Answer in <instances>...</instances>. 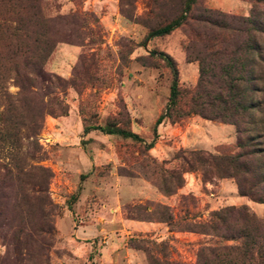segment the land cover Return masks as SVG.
<instances>
[{
	"label": "rangeland",
	"instance_id": "1",
	"mask_svg": "<svg viewBox=\"0 0 264 264\" xmlns=\"http://www.w3.org/2000/svg\"><path fill=\"white\" fill-rule=\"evenodd\" d=\"M45 3L50 16L63 18L59 26L73 16V28L65 26L63 36L69 40L58 44L46 66L68 83L58 90L68 113L60 118L46 116L37 137L42 151L36 164L53 174L47 192L53 232L46 236L50 245L45 263L148 264L146 253L131 246L136 240V245L149 247L163 263L196 264L201 247L240 243L186 231L193 224L210 222L213 212L247 207L264 225V203L242 197L233 178L205 181L200 172H187L177 189L169 179L171 173L179 172L178 153H216L220 147L239 152L241 137L235 126L200 116L165 121L154 131L166 111L172 84L171 70L160 53L176 62L184 92L199 82V63L190 62L187 54L193 38L189 26L149 37L152 30L181 13L184 0ZM198 5L247 17L253 3L198 0ZM5 88L12 95L19 92L10 78ZM109 122L132 130L144 142L100 131L84 133L85 127ZM152 142L154 148L149 150L146 145ZM252 184L248 178L246 187ZM163 189L174 194L168 196ZM157 206L169 209L174 225L156 215L150 218ZM0 208L8 217L18 216L9 204ZM5 221L2 216L0 264H18L11 254V239H5ZM32 221L40 224L37 218Z\"/></svg>",
	"mask_w": 264,
	"mask_h": 264
},
{
	"label": "trees",
	"instance_id": "2",
	"mask_svg": "<svg viewBox=\"0 0 264 264\" xmlns=\"http://www.w3.org/2000/svg\"><path fill=\"white\" fill-rule=\"evenodd\" d=\"M252 3L249 16L241 17L204 8L198 0H184L175 19L149 34L161 37L189 26L193 38L187 47L188 59L199 63L200 72L197 86L184 92L176 62L160 53L171 70L172 84L166 111L154 131L165 121L200 116L233 125L241 135L239 152L220 147L216 153H178L179 172L169 175L175 189L183 186L185 173L200 172L205 181L233 178L242 197L264 203V0ZM62 19L47 13L45 0H0V205L9 204L18 214L11 218L0 208V218L5 217V239H11V254L18 264L24 260L46 264L50 245L46 236L53 232L47 209L53 174L36 164L42 151L37 137L46 116L60 118L68 113L58 93L68 83L46 69L58 44L69 40L63 37L65 26L73 28V16L59 26ZM9 78L19 88L16 95L6 91ZM183 99H187L184 104ZM91 131L144 142L139 134L112 122L84 128L85 134ZM154 145L146 147L150 150ZM248 178L254 181L249 188ZM155 215L174 225L167 207L157 206L150 218ZM36 218L39 225L32 221ZM186 231L240 242L201 247L196 264H264V225L247 207L215 211L210 222L193 224ZM131 246L146 253L148 264H180L157 260L149 247L136 245V240Z\"/></svg>",
	"mask_w": 264,
	"mask_h": 264
}]
</instances>
